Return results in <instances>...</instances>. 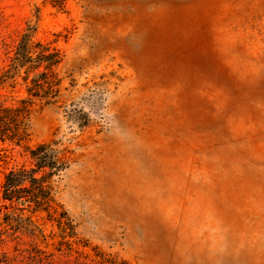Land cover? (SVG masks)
Returning a JSON list of instances; mask_svg holds the SVG:
<instances>
[{"label":"rangeland","instance_id":"374dc122","mask_svg":"<svg viewBox=\"0 0 264 264\" xmlns=\"http://www.w3.org/2000/svg\"><path fill=\"white\" fill-rule=\"evenodd\" d=\"M23 107L0 199L37 148L61 168L42 209L0 200V264H264V0H0V109Z\"/></svg>","mask_w":264,"mask_h":264},{"label":"trees","instance_id":"16d2710c","mask_svg":"<svg viewBox=\"0 0 264 264\" xmlns=\"http://www.w3.org/2000/svg\"><path fill=\"white\" fill-rule=\"evenodd\" d=\"M59 7L63 6L65 0H50ZM29 42V41H28ZM41 51L37 58L34 60L30 55V51L27 46L20 45L18 53L23 62L34 64L36 69L42 64H45L46 70H51L52 67L59 65L60 60L58 59L57 53H48L47 48L37 44L36 46ZM53 75V74H52ZM49 73H41L37 79L33 81V97H39V93L49 85L48 79ZM46 91H44V94ZM23 104H26L23 102ZM26 107L22 109H0V131H10V125L13 121H16L18 117L26 112ZM57 153V151H56ZM33 160H35L34 170L26 171L21 170L18 172L11 171L5 175V181L2 185V202H19L22 199L21 193H26L25 201L28 203H34L35 209H42L47 204V197L49 192L44 189L43 184L47 176L59 171L61 166L59 165V156L55 154V151L48 150L47 147L41 146L32 152ZM37 172H44V177L38 179L35 177ZM22 184H29V187H23ZM24 198V197H23Z\"/></svg>","mask_w":264,"mask_h":264}]
</instances>
